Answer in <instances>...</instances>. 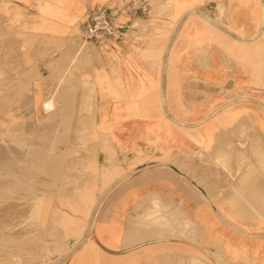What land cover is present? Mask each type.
I'll use <instances>...</instances> for the list:
<instances>
[{
	"label": "rangeland",
	"instance_id": "1",
	"mask_svg": "<svg viewBox=\"0 0 264 264\" xmlns=\"http://www.w3.org/2000/svg\"><path fill=\"white\" fill-rule=\"evenodd\" d=\"M135 1L148 4L146 13H127L132 31L144 34L171 30L182 7L218 14L206 23L214 41L199 50L218 54L215 65L229 76L207 86L221 98L202 104L214 138L189 155L119 151L98 120L100 98L108 97L100 73L108 46L82 37L84 13L64 30L44 11L12 18L0 4V264H64L89 235L96 195L137 164L175 173L168 163L205 208L192 214L182 202L150 199L143 215L164 232L147 234L146 264H264V0ZM239 8L254 13L258 33L250 42L234 20Z\"/></svg>",
	"mask_w": 264,
	"mask_h": 264
},
{
	"label": "crops",
	"instance_id": "2",
	"mask_svg": "<svg viewBox=\"0 0 264 264\" xmlns=\"http://www.w3.org/2000/svg\"><path fill=\"white\" fill-rule=\"evenodd\" d=\"M132 1L0 0V4L5 16L12 18L40 16L44 11L45 17L60 19L59 27L64 30L78 14L84 13L88 22L101 7L109 6L118 12L119 23L129 30L122 42L100 43L108 46L102 55L104 70L100 71L107 74L108 97L100 98L99 105L105 108V113L98 120L108 123L118 150L130 155L137 150L147 156L200 152L215 133L210 123L213 116H208L207 107L202 104L206 99L222 96L208 93L207 86H222L229 80L225 68L215 65L219 64L218 54L212 49L209 55L199 53L204 47L201 44L214 41L206 23L211 24L218 14L204 5L182 7L181 16L171 30L144 34L132 31V19L127 14ZM213 9L217 10L216 5ZM234 20L237 29L247 36L244 39L252 41L258 33L254 13L249 8H239ZM160 25L158 20L151 23ZM227 25L225 19L220 24L221 30ZM161 168L164 167H143L115 183L110 192L96 195L94 202L98 205H94L89 235L64 264H146L142 257L149 243L147 234L164 232L143 215L152 208L150 199L159 196L165 200V196L182 202L192 214L205 208L202 204L198 206L200 195L181 175Z\"/></svg>",
	"mask_w": 264,
	"mask_h": 264
},
{
	"label": "built area",
	"instance_id": "3",
	"mask_svg": "<svg viewBox=\"0 0 264 264\" xmlns=\"http://www.w3.org/2000/svg\"><path fill=\"white\" fill-rule=\"evenodd\" d=\"M147 7L132 1L127 7V13H146ZM119 14L109 6L101 7L92 13L91 18L82 30V37L87 42L101 43L103 41L122 42L124 40L123 26L119 23Z\"/></svg>",
	"mask_w": 264,
	"mask_h": 264
},
{
	"label": "bare ground",
	"instance_id": "4",
	"mask_svg": "<svg viewBox=\"0 0 264 264\" xmlns=\"http://www.w3.org/2000/svg\"><path fill=\"white\" fill-rule=\"evenodd\" d=\"M84 50H85V49H84ZM81 51H82V50H81ZM86 52H87V50L85 51V53H86ZM91 52H92V51H91ZM83 53H84V51H83ZM92 55H93V54H92ZM48 127H49V126H48ZM42 128H43V127H42ZM36 145H37V144H36ZM37 146H38V145H37ZM0 149H3V148L0 147ZM5 149H6V148H5ZM42 149H43V148H42ZM42 151H43V150H42ZM0 152H1V153H0V155H1L2 152H4V151L1 150ZM18 152H19V151H18ZM5 153H6V152H5ZM8 153H9V152H8ZM8 153H7V154H8ZM7 154H6V155L4 154V155L7 157ZM17 154H18V153H17ZM10 155H11V154H10ZM2 157H3V156H2ZM8 157H9V155H8ZM8 157H7V158H8ZM7 158H6V159H7ZM6 159H5V160H6ZM3 161H4V160H3ZM157 165H158V164H157ZM166 165H167L168 168H170L171 170H173V169L171 168V166L176 167L174 164H170V163H168V164H166ZM141 167H143V166H135V167H133V168L130 170V172H128L127 174H125L124 178L127 177V176H130V174H133L134 172L138 171V169L141 168ZM145 167H146V166H145ZM176 168H177V167H176ZM177 169H178V168H177ZM178 170H179V172H180L179 175H182L180 169H178ZM173 171H174V170H173ZM174 172H175V171H174ZM176 173H177V172H176ZM8 174H9V173H8ZM124 178H123V179H124ZM125 180H126V179H125ZM7 186H8V185H7ZM113 189H114V188H113ZM13 210H14V209H13ZM17 210H18V209H17Z\"/></svg>",
	"mask_w": 264,
	"mask_h": 264
},
{
	"label": "water",
	"instance_id": "5",
	"mask_svg": "<svg viewBox=\"0 0 264 264\" xmlns=\"http://www.w3.org/2000/svg\"><path fill=\"white\" fill-rule=\"evenodd\" d=\"M141 168H143V167H141ZM141 168H139V169H141ZM171 168H172L175 172H177L178 174H180L179 170H178L176 167L171 166ZM139 169H138V170H139Z\"/></svg>",
	"mask_w": 264,
	"mask_h": 264
}]
</instances>
